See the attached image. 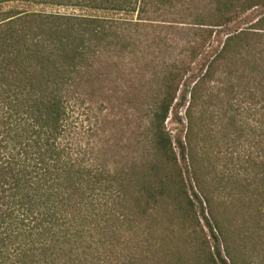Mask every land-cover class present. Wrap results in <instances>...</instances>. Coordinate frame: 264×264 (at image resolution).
I'll return each instance as SVG.
<instances>
[{"label": "trees", "instance_id": "trees-1", "mask_svg": "<svg viewBox=\"0 0 264 264\" xmlns=\"http://www.w3.org/2000/svg\"><path fill=\"white\" fill-rule=\"evenodd\" d=\"M261 7L0 0V264H264V15L194 79L180 153L166 128L216 31ZM118 103L138 113L132 149Z\"/></svg>", "mask_w": 264, "mask_h": 264}, {"label": "rangeland", "instance_id": "rangeland-1", "mask_svg": "<svg viewBox=\"0 0 264 264\" xmlns=\"http://www.w3.org/2000/svg\"><path fill=\"white\" fill-rule=\"evenodd\" d=\"M262 15H264V7L254 9L253 11L249 12L241 19V21L236 24H232L227 28L218 29L215 34V39L210 48L194 64L192 72L186 78L180 89L178 98L166 122V128L172 136L179 153L180 149L178 148V141L183 142L186 135L187 121L185 118V111L189 105V93L191 87L193 86L194 79L199 76L207 63L211 60L212 56H214V54L221 49L222 43L224 42L225 36L227 34L232 33L239 28H245L249 26L250 24L256 22ZM160 25V30H164L167 32H174V29H184L181 27H186L182 24L173 22L161 23ZM168 37L171 39L174 37V35L170 34ZM157 56L160 57L158 59L159 63L162 62L163 56L161 58L159 52L157 53ZM167 59L169 58L167 57ZM114 110V113L116 115L115 119L117 122L116 132L118 133V137L122 140V147L125 146L126 148L132 149L131 146H135V144L139 140V135L141 133V131L138 130V113H136L133 107L129 105L122 106L121 103H118L117 107L115 106ZM87 123L90 125L94 124V116H89V120ZM180 163L186 177L189 194L191 196V199L195 202V208L198 212L200 224L204 229L203 231L205 235L208 236L207 239L210 242V246H212V251H214V242L211 238V232L206 226V218H208L207 205L199 194L198 188L193 180L192 171L189 166L188 160L180 157Z\"/></svg>", "mask_w": 264, "mask_h": 264}]
</instances>
